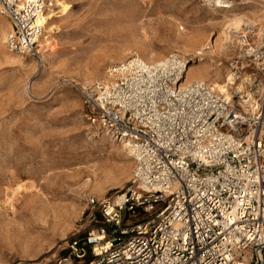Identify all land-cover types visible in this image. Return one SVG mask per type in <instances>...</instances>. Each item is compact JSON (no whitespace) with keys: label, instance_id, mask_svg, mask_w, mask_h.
<instances>
[{"label":"built area","instance_id":"obj_1","mask_svg":"<svg viewBox=\"0 0 264 264\" xmlns=\"http://www.w3.org/2000/svg\"><path fill=\"white\" fill-rule=\"evenodd\" d=\"M58 6L0 0L9 51L39 58ZM235 33L228 95L183 81L193 61L178 52L132 55L77 87L92 131L123 146L133 170L121 190L83 196L84 227L44 264H264V31L247 20Z\"/></svg>","mask_w":264,"mask_h":264},{"label":"rangeland","instance_id":"obj_2","mask_svg":"<svg viewBox=\"0 0 264 264\" xmlns=\"http://www.w3.org/2000/svg\"><path fill=\"white\" fill-rule=\"evenodd\" d=\"M58 2L39 58L9 51L11 21L0 16L10 26L0 32V264H44L65 254L86 223L83 196L110 195L132 175L128 151L90 128L79 85L103 79L108 65L132 55L155 62L178 52L197 68L218 67V79H196L218 91L238 53L236 41L222 50L230 28L222 16L247 13L250 20L252 10L264 9L252 0H228L231 9L206 0ZM95 165L100 191L83 185ZM43 213L49 222L40 227Z\"/></svg>","mask_w":264,"mask_h":264},{"label":"bare ground","instance_id":"obj_3","mask_svg":"<svg viewBox=\"0 0 264 264\" xmlns=\"http://www.w3.org/2000/svg\"><path fill=\"white\" fill-rule=\"evenodd\" d=\"M232 4L233 3H231V2H227V5H224V6L225 7H229L231 9ZM229 8H227V9H229ZM226 12H228V11L226 10ZM251 13H253L255 16H253V19H250V20H252V22L256 23L259 26L260 32L264 31V22H263L264 21V9L252 10ZM54 14H55L54 12H51L47 16L46 26H45V32L42 35V39L44 41H49L50 38H51L52 32L54 31V27H53L52 21H50V20L53 19ZM222 18H223L224 21L229 22L228 23V27H230L227 31H225L223 33V35H224V43L221 44L222 45V50H228V48H229L228 45L230 43L236 41V38H235L236 33L235 32L240 28V26L245 21L249 20V17L247 16V13H243V14H234V15L232 14V17L231 18H229V16H227V15H224V16H222ZM218 23H220V22H218ZM9 27H10L9 24L8 25H5L4 27L2 25H0V32L1 33H8V32H10ZM181 29H183V28H181ZM187 36L188 35H181L180 32H179V37L181 39H188ZM0 37L3 38L2 36H0ZM196 38H198V36H196ZM6 41H7V39H6ZM0 44H1V42H0ZM196 64L197 63H195V64H192L191 63L189 65V67L186 70V74L183 77V81L189 82V81L196 80V79H203L204 80L205 78H209L212 81H214V80H216V79H218L220 77V74L221 73H220V69L218 67H215L214 68V66H212V67H208V68H205V67H203V68H197ZM231 83H232V81H231V78L229 76L228 78H226V80L224 81V83L222 85H220V86L217 87L218 91L221 94L228 95L229 94V87H230ZM239 88L241 89L240 86H239ZM103 137H105V136H103ZM91 172H92V177L88 178L83 183V185L84 186H86V185L89 186V185L92 184L94 191H100L101 190L100 189V187H101L100 186V183H101L102 177L100 176V174L98 172L97 165H95L94 169H92ZM104 181L111 182V179H110V177L105 176L104 177ZM49 211L52 212V213H54V209H52V208H50ZM47 213L46 214L43 213L42 214V217L37 219L38 222L41 223V224L40 223L38 224L40 227L44 226L45 224H47L49 222V220H48L49 215Z\"/></svg>","mask_w":264,"mask_h":264},{"label":"crops","instance_id":"obj_4","mask_svg":"<svg viewBox=\"0 0 264 264\" xmlns=\"http://www.w3.org/2000/svg\"><path fill=\"white\" fill-rule=\"evenodd\" d=\"M2 18L6 19V20L8 19V18H6L5 16H2ZM8 21H9V19H8Z\"/></svg>","mask_w":264,"mask_h":264}]
</instances>
